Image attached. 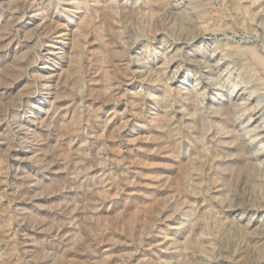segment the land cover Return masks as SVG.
Returning a JSON list of instances; mask_svg holds the SVG:
<instances>
[{"label":"rangeland","instance_id":"1","mask_svg":"<svg viewBox=\"0 0 264 264\" xmlns=\"http://www.w3.org/2000/svg\"><path fill=\"white\" fill-rule=\"evenodd\" d=\"M263 128L264 0H0V264H264Z\"/></svg>","mask_w":264,"mask_h":264},{"label":"bare ground","instance_id":"2","mask_svg":"<svg viewBox=\"0 0 264 264\" xmlns=\"http://www.w3.org/2000/svg\"><path fill=\"white\" fill-rule=\"evenodd\" d=\"M178 6H179V5H178ZM216 47H217V46H216ZM212 49H213V48H212ZM215 49H216V48H215ZM168 51H169V50H168ZM164 53H165V52H164ZM173 53H174V51H173ZM214 53H215V51H214ZM210 55H211V54H210ZM222 58H223V57H222ZM217 59H218V58H217ZM17 61H18V60H17ZM15 62H16V61H15ZM15 62H14V63H15ZM168 64H169V63H168ZM14 65H15V64H12L11 66H10V65L7 66V67H6V72H7V73H12V71L14 70ZM214 65H215V64H214ZM221 65H222V63H221ZM173 67H175V66H173ZM173 67H172V68H173ZM217 67H218V66H217ZM217 67H216V69H217ZM172 68H171V69H172ZM174 70H175V69H174ZM218 71H219V70H218ZM222 71H223V70H222ZM173 74H174V71H173ZM174 75H175V74H174ZM220 75H221V74H220ZM217 76H218V75H217ZM172 78H173V77H172ZM174 79H175V77H174ZM237 93H238V92H237ZM242 94H243V93H242ZM237 95H238V94H237ZM244 100H246V99H244ZM236 101H237V100H236ZM244 102H246V101H244ZM236 108H237V107H236ZM238 108H239V107H238ZM234 109H235V108H234ZM252 111H254V109H253ZM246 112H247V111H246ZM248 112H250V111H248ZM254 112H255V111H254ZM237 113H238V111H237ZM242 113H243V112H241V114H242ZM231 114H232V113H231ZM250 114H251V113H250ZM258 114H259V113H258ZM238 115H239V114H238ZM241 116H242V115H241ZM256 116H257V114H256ZM259 116H260V115H259ZM236 117H237V116H236ZM251 117H252V116H251ZM239 119H240V118H239ZM246 119H247V118H246ZM253 119H254V118H253ZM259 119H260V118H259ZM250 121H251V120H250ZM255 122H256V121H255ZM243 123H244V122H243ZM248 123H249V122H248ZM259 123H260V122H259ZM240 124H241V123H240ZM246 124H247V123H245L244 125H246ZM256 124H257V123H256ZM247 125H248V124H247ZM257 125H258V124H257ZM257 125H256V126H257ZM254 126H255V125H254ZM249 127H250V126H249ZM242 128H244V127H242ZM254 128H255V127H254ZM259 129H261V128H259ZM259 129L256 128L257 131H258ZM263 129H264V128H263ZM243 130H244V129H243ZM246 130L249 131V128L246 129ZM250 130H251V129H250ZM254 130H255V129H254ZM251 131H252V130H251ZM244 134H245V132H244ZM246 134H247V133H246ZM248 134H249V133H248ZM250 134H251V133H250ZM263 134H264V133H263ZM242 135H243V133H242ZM242 135H241V136H242ZM252 135H253V134H252ZM243 136H244V135H243ZM250 136H251V135H250ZM260 136H261V135H260ZM254 137H255V136H254ZM244 138H245V137H244ZM263 138H264V137H263ZM257 139H258V138H257ZM257 139H256V140H257ZM250 140L253 141V139H250ZM254 140H255V138H254ZM261 140H262V139H261ZM241 141H242V140H241ZM245 143H246V141H245ZM249 143H250V142H249ZM242 144H243V143H242ZM259 144H260V142H259ZM244 145H245V144H244ZM244 145H243V146H244ZM250 145H251V144H250ZM243 146H242V147H243ZM246 146H247V145H246ZM259 146H260V145H259ZM250 149H251V148H250ZM252 149H253V148H252ZM263 150H264V149H263ZM242 151H243V150H242ZM244 151H245V150H244ZM244 151H243V152H244ZM246 151H247V150H246ZM256 151H257V150H256ZM258 151H259V148H258ZM248 152H250V151L248 150ZM252 152H253V151H252ZM246 153H247V152H246ZM254 153H255V152H254ZM249 154H252V153H249ZM260 154H261V153H260ZM254 155H255V154H254ZM257 155H258V154H257ZM250 156H251V155H250ZM258 156H259V155H258ZM246 157L248 158V154H247ZM246 160H247V159H246ZM246 162H247V161H245V163H246ZM248 162L250 163V161H248ZM249 163H248V164H249ZM246 165H247V164H246ZM247 166H248V165H247ZM245 167H246V166H245ZM247 172H248V171H247ZM233 209H234V208H233ZM230 210H231V209H230ZM236 221H237V220H236ZM239 221H240V220H239ZM239 221H238V222H239ZM239 223H240V222H239ZM246 232H247V231H246Z\"/></svg>","mask_w":264,"mask_h":264}]
</instances>
